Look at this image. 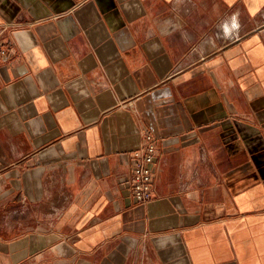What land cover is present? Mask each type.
Wrapping results in <instances>:
<instances>
[{
    "label": "crops",
    "instance_id": "0c3cea01",
    "mask_svg": "<svg viewBox=\"0 0 264 264\" xmlns=\"http://www.w3.org/2000/svg\"><path fill=\"white\" fill-rule=\"evenodd\" d=\"M0 39V264H264V0H0Z\"/></svg>",
    "mask_w": 264,
    "mask_h": 264
},
{
    "label": "built area",
    "instance_id": "2783aa9c",
    "mask_svg": "<svg viewBox=\"0 0 264 264\" xmlns=\"http://www.w3.org/2000/svg\"><path fill=\"white\" fill-rule=\"evenodd\" d=\"M0 39V52H4ZM142 143L132 151L129 189L135 202L145 203L152 197L153 166L155 163V137L144 132Z\"/></svg>",
    "mask_w": 264,
    "mask_h": 264
}]
</instances>
